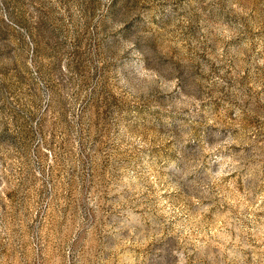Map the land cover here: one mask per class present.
I'll return each instance as SVG.
<instances>
[{
    "label": "rangeland",
    "instance_id": "rangeland-1",
    "mask_svg": "<svg viewBox=\"0 0 264 264\" xmlns=\"http://www.w3.org/2000/svg\"><path fill=\"white\" fill-rule=\"evenodd\" d=\"M0 264H264V0H0Z\"/></svg>",
    "mask_w": 264,
    "mask_h": 264
}]
</instances>
